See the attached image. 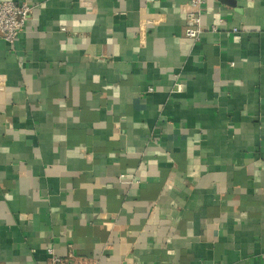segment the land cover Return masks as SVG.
Returning a JSON list of instances; mask_svg holds the SVG:
<instances>
[{
	"label": "crops",
	"instance_id": "0c3cea01",
	"mask_svg": "<svg viewBox=\"0 0 264 264\" xmlns=\"http://www.w3.org/2000/svg\"><path fill=\"white\" fill-rule=\"evenodd\" d=\"M2 1L0 264H264V0Z\"/></svg>",
	"mask_w": 264,
	"mask_h": 264
},
{
	"label": "built area",
	"instance_id": "2783aa9c",
	"mask_svg": "<svg viewBox=\"0 0 264 264\" xmlns=\"http://www.w3.org/2000/svg\"><path fill=\"white\" fill-rule=\"evenodd\" d=\"M206 0H188L184 9L187 24L183 33L186 37L198 40L202 33L201 16L205 8ZM32 10V6L26 2L2 1L0 2V38L13 44L22 32L25 21ZM213 26L211 31H215ZM180 89V84H177ZM120 180L126 179V174H119ZM130 182V181H129ZM49 259L47 264H66L65 259L58 256L53 249L48 248ZM88 264H97L95 261Z\"/></svg>",
	"mask_w": 264,
	"mask_h": 264
}]
</instances>
